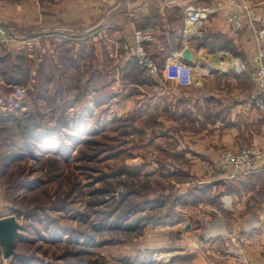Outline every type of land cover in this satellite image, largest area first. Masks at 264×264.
Here are the masks:
<instances>
[{
    "label": "crops",
    "instance_id": "0c3cea01",
    "mask_svg": "<svg viewBox=\"0 0 264 264\" xmlns=\"http://www.w3.org/2000/svg\"><path fill=\"white\" fill-rule=\"evenodd\" d=\"M189 7L205 9L206 19L190 25ZM245 10L264 25V0H0V26L15 37L0 44V99L23 85L21 78H47L64 68L66 77L80 72L82 94L104 93L106 79L113 80V97L128 92L138 119L154 115L163 139L177 143L167 149L170 156L183 158L185 173L216 189L211 198L218 206H210L223 215L207 237L241 233L248 264H264V157L246 178L229 180V169L212 166L221 153L262 146L264 113L249 100L256 91L255 43L250 29L232 33L227 21ZM137 30L151 36L145 47L161 68L175 59L190 64L193 85L180 87L165 73L140 70L122 49ZM184 51L193 63L184 60ZM173 230L145 233L146 245L131 254L165 250V256L185 254L172 264H243L212 254L218 238L181 249L176 230V239L170 238Z\"/></svg>",
    "mask_w": 264,
    "mask_h": 264
},
{
    "label": "rangeland",
    "instance_id": "374dc122",
    "mask_svg": "<svg viewBox=\"0 0 264 264\" xmlns=\"http://www.w3.org/2000/svg\"><path fill=\"white\" fill-rule=\"evenodd\" d=\"M65 71L21 78L23 110L0 115V217L21 227L12 256L0 244V264H172L185 254L131 253L165 229L193 250L223 215L210 206L216 189L170 156L177 143L154 115L138 119L128 92L113 97V80L82 94L80 72Z\"/></svg>",
    "mask_w": 264,
    "mask_h": 264
},
{
    "label": "built area",
    "instance_id": "2783aa9c",
    "mask_svg": "<svg viewBox=\"0 0 264 264\" xmlns=\"http://www.w3.org/2000/svg\"><path fill=\"white\" fill-rule=\"evenodd\" d=\"M187 21L195 26L207 17L205 9L189 7L186 11ZM232 33H238L243 28L250 29L255 43L253 63L256 66L255 83L256 91L250 93L249 100L253 107L264 113V25L258 17L245 10L242 14H230L227 17ZM15 37L11 36L0 26V44L10 42ZM151 41V36L143 31L137 30L131 42L123 46L127 55L142 68L149 76H155L160 72L165 73L168 79L175 82L180 87H190L194 81V68L179 59L167 63L163 68L158 66L154 57L148 52L145 44ZM26 97V89L14 87L12 92L3 99H0V110L11 112L23 110V103ZM264 157V130L262 133V146L256 148H246L238 152H225L219 154L216 165L220 169H229V180L246 178L255 172L257 162ZM224 199L227 198L225 194ZM219 215V214H218ZM212 240V239H210ZM215 257L223 260H236L243 264H248V259L244 251L245 237L236 231L218 236ZM217 246V247H216Z\"/></svg>",
    "mask_w": 264,
    "mask_h": 264
},
{
    "label": "water",
    "instance_id": "95a60500",
    "mask_svg": "<svg viewBox=\"0 0 264 264\" xmlns=\"http://www.w3.org/2000/svg\"><path fill=\"white\" fill-rule=\"evenodd\" d=\"M182 57L192 63L195 61L189 51H184ZM20 228L19 223L13 216L0 218V244L6 248V257L14 254L15 241Z\"/></svg>",
    "mask_w": 264,
    "mask_h": 264
},
{
    "label": "trees",
    "instance_id": "16d2710c",
    "mask_svg": "<svg viewBox=\"0 0 264 264\" xmlns=\"http://www.w3.org/2000/svg\"><path fill=\"white\" fill-rule=\"evenodd\" d=\"M136 64V63H135ZM137 65V64H136ZM0 122H3V120L1 119V117H0ZM210 186V185H209ZM211 187H212V185H211ZM201 188H198V191H200L201 192ZM210 200H212L211 202H213L214 200H216V197H214V200L213 199H210Z\"/></svg>",
    "mask_w": 264,
    "mask_h": 264
}]
</instances>
